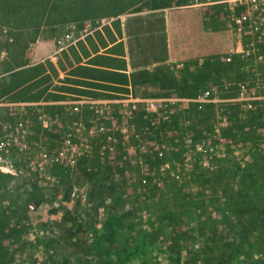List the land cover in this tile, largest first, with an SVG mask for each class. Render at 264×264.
Wrapping results in <instances>:
<instances>
[{
	"label": "rangeland",
	"instance_id": "obj_1",
	"mask_svg": "<svg viewBox=\"0 0 264 264\" xmlns=\"http://www.w3.org/2000/svg\"><path fill=\"white\" fill-rule=\"evenodd\" d=\"M187 4L188 0H0V31L11 32L18 49L14 64L5 70L22 68L21 55L28 41L38 40L45 46L55 44L71 33L65 27L71 23L81 24L159 5L165 8ZM189 10L192 52L219 56L233 50V34L214 21L210 9ZM208 15L210 24L205 21ZM183 31L185 25L179 33ZM32 69H21L0 78V99L64 100L56 86L59 82L56 71L48 65L49 75L45 76L40 67ZM33 79L36 80L29 86L25 85ZM210 79L207 74L198 80L191 77L187 86H166L158 96L193 97L208 87ZM203 106L193 103L190 108V136L194 144L215 125L211 110ZM238 115L231 105L226 108L229 125L222 126L223 137L209 139L200 152L175 147L168 137L160 158L166 166L163 171L156 168L159 161L150 152L144 155L141 169L122 159L111 167L102 165L94 157L87 162L92 169L86 170V161L81 162L76 175L67 168L53 166L50 173L60 184L76 179L75 194L84 205L87 200L92 202L89 214L97 221L95 235L88 230L74 239H60L56 227L63 212L62 194L58 192L53 197L59 184L52 187L38 184L17 160L10 161L15 174L0 170V243L4 246V254L0 249V264H115L118 252L112 251V246L133 250L141 242L145 249L130 257L126 264H174L177 252H181L182 264H216L231 252L230 239L243 235L249 228L235 221L234 211L246 213L254 223L256 236L264 239V133L259 129L248 140L237 143L230 129L234 128ZM173 125L172 132L182 131V124ZM219 148L225 158L219 157ZM118 156L112 155V160L115 162ZM108 214L114 216L111 237L101 232ZM254 239L249 260L264 253V244ZM46 240L54 243L43 246L41 243Z\"/></svg>",
	"mask_w": 264,
	"mask_h": 264
},
{
	"label": "built area",
	"instance_id": "obj_2",
	"mask_svg": "<svg viewBox=\"0 0 264 264\" xmlns=\"http://www.w3.org/2000/svg\"><path fill=\"white\" fill-rule=\"evenodd\" d=\"M187 7L210 9L214 21L234 37L230 53L174 60L178 78L188 72L211 75L206 89L187 98L127 92L111 98L65 95L57 102L0 99V170L15 174L9 162L17 160L38 184L52 187L59 184L50 173L53 166L76 175L81 162L86 161L90 171L92 165L87 162L94 157L102 165L111 167L122 159L141 169L144 155L150 152L159 161L156 168L163 171L166 166L160 158L168 137L175 147L202 151L209 139L223 137L221 128L229 125L225 111L230 105L239 114L230 129L237 143L259 129L264 133V0H188ZM210 19L208 15L205 21L210 24ZM88 29H84L86 34L91 33ZM74 43L72 33L48 50L38 40L28 41L21 55L22 67L55 64L60 53ZM17 51L13 34L0 31V78L15 72L16 68L6 71L5 67L14 64ZM193 103L208 107L215 120L213 129L203 132L205 137L196 144L190 136ZM174 122L182 124L180 133L172 132ZM115 154L120 157L114 162L111 156ZM218 155L226 157L220 148Z\"/></svg>",
	"mask_w": 264,
	"mask_h": 264
},
{
	"label": "crops",
	"instance_id": "obj_3",
	"mask_svg": "<svg viewBox=\"0 0 264 264\" xmlns=\"http://www.w3.org/2000/svg\"><path fill=\"white\" fill-rule=\"evenodd\" d=\"M189 9L184 5H168L165 8L159 5L134 11L128 9L129 12L81 24L71 23L65 27L74 35L75 43L60 53L55 64L46 62L16 68L15 72L40 67L42 75L46 76L49 75V65L58 74L56 86H59L63 96L111 98L114 94L127 92L136 96L160 95L166 86H187L189 78L198 80L205 73L196 72L200 74L197 77L195 72H188L178 78L173 70L174 60L213 56L192 52V34L188 31ZM183 25L185 32L179 33ZM87 27L90 34L84 30ZM53 46L44 45L45 50ZM44 65L46 69L43 71ZM36 79L25 85L29 86Z\"/></svg>",
	"mask_w": 264,
	"mask_h": 264
},
{
	"label": "trees",
	"instance_id": "obj_4",
	"mask_svg": "<svg viewBox=\"0 0 264 264\" xmlns=\"http://www.w3.org/2000/svg\"><path fill=\"white\" fill-rule=\"evenodd\" d=\"M73 184L74 183L71 180L67 184L59 183V185L57 186L58 188H55L53 194V197L57 196L58 192H61L62 194L61 202H63V212L61 220L56 227L58 228V237L60 239L69 237L74 239L79 236V233H85L88 232V230L93 232L94 235L98 233V230H96L95 228L97 221L94 216H91L89 214V208L93 206L92 202L90 200H87L86 204H89V206H87L86 204H82L81 197L78 194L71 196V193L73 192ZM232 213V216L236 218L235 221L242 223L243 226L249 228L244 230L243 235L240 234V236L230 239V241H232V244L230 246L231 252H229V254L225 256L222 261L216 264H264V253L261 252L256 254V259L249 260L252 259L251 256H253L251 252L253 242L252 239L255 238L254 240L256 242L264 244V239H262L260 236H256V230L252 229L254 228V223L250 221L251 219H249V216H247V214L244 212L234 211ZM24 218L25 216H23L21 219ZM113 218L114 216L108 214V216L106 217V226L101 231L106 232L107 236L110 237L113 234ZM35 241L39 242L38 240ZM48 243L53 244L54 241L46 240L41 244L43 246H46ZM0 245L2 246L0 247L1 252L4 254V246L2 243H0ZM145 246L146 245L144 244V242H141V244L138 247H135L133 250H130L129 248H122L121 246L118 247L116 245L112 246L111 250H116L119 253L115 254L114 263L126 264L130 257L134 256L138 251L142 252L145 249ZM103 251L106 252L105 250ZM142 264L145 263L143 262ZM174 264H182L181 252L176 253Z\"/></svg>",
	"mask_w": 264,
	"mask_h": 264
}]
</instances>
